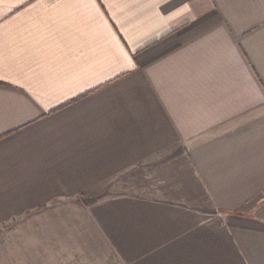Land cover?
<instances>
[{"label":"crops","instance_id":"1","mask_svg":"<svg viewBox=\"0 0 264 264\" xmlns=\"http://www.w3.org/2000/svg\"><path fill=\"white\" fill-rule=\"evenodd\" d=\"M0 264H264V0H0Z\"/></svg>","mask_w":264,"mask_h":264}]
</instances>
